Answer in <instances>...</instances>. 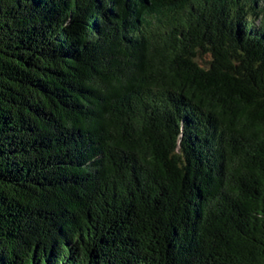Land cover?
Wrapping results in <instances>:
<instances>
[{"label":"trees","instance_id":"1","mask_svg":"<svg viewBox=\"0 0 264 264\" xmlns=\"http://www.w3.org/2000/svg\"><path fill=\"white\" fill-rule=\"evenodd\" d=\"M259 1L0 0V264H264Z\"/></svg>","mask_w":264,"mask_h":264},{"label":"rangeland","instance_id":"2","mask_svg":"<svg viewBox=\"0 0 264 264\" xmlns=\"http://www.w3.org/2000/svg\"><path fill=\"white\" fill-rule=\"evenodd\" d=\"M259 2H260L259 5L261 6L262 11L264 12V0H260ZM263 17H264V15H263ZM259 24H261L260 19L255 23V25L258 26Z\"/></svg>","mask_w":264,"mask_h":264}]
</instances>
